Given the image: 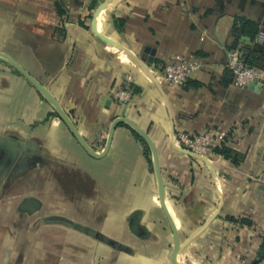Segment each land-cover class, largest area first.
Instances as JSON below:
<instances>
[{
	"label": "crops",
	"instance_id": "obj_1",
	"mask_svg": "<svg viewBox=\"0 0 264 264\" xmlns=\"http://www.w3.org/2000/svg\"><path fill=\"white\" fill-rule=\"evenodd\" d=\"M237 20L248 21L242 34ZM261 30L264 0H0V52L51 92L95 153L117 117L147 131L181 264L264 260ZM234 48L253 51V88L227 73ZM174 53L203 61L180 85L160 68ZM124 88L127 103L113 95ZM208 127L228 130L242 161L199 160L174 143L179 130ZM138 134L119 122L93 155L0 56V264H173L152 152Z\"/></svg>",
	"mask_w": 264,
	"mask_h": 264
},
{
	"label": "built area",
	"instance_id": "obj_2",
	"mask_svg": "<svg viewBox=\"0 0 264 264\" xmlns=\"http://www.w3.org/2000/svg\"><path fill=\"white\" fill-rule=\"evenodd\" d=\"M264 40V32L261 30L256 36V41ZM164 79L174 85L185 83L195 70L203 67V61L196 56H187L174 53L167 57L160 65ZM227 66L232 70V83L238 87H247L257 80V70L244 62V51L234 48L229 51ZM113 95L119 101L127 103L133 93L130 89H117ZM229 131L215 127H208L201 132L179 130L174 134V143L187 149L199 160L208 158L214 152V148L221 143H228ZM255 264H264L259 260Z\"/></svg>",
	"mask_w": 264,
	"mask_h": 264
},
{
	"label": "water",
	"instance_id": "obj_3",
	"mask_svg": "<svg viewBox=\"0 0 264 264\" xmlns=\"http://www.w3.org/2000/svg\"><path fill=\"white\" fill-rule=\"evenodd\" d=\"M104 5V3L102 4V6ZM99 35L101 37H103L104 39L110 41V39L108 37H106L105 35L99 33ZM244 39H247V37H243ZM116 44V43H115ZM154 55V50L151 51L150 53V57L148 59L147 64H151L152 62V58ZM0 56L5 58L6 60H8L14 67H16L43 95L44 97L54 105L55 109L57 110V112L59 113V115L64 119V121L67 123V125L70 127V129L72 130V132L74 133V135L77 137V139L82 143V145L93 155L96 156H100L103 155L107 150L108 147L110 145V141H111V137H112V133L113 130L116 126L117 123L119 122H126L128 123L133 129H135L147 142V144L150 147V150L152 152V156H153V164H154V168H155V173L157 176V181H158V189H159V198L160 201L163 205V208L166 212V215L168 217L172 232H173V236H174V248H173V252H172V262L173 264H181L178 262L177 260V254L180 251V243H179V238H178V234L176 231V228L174 226V223L166 209V205L164 202V189H163V181H162V176H161V171H160V166H159V162H158V155H157V151H156V147L154 145V142L152 141L151 137L149 136V134L147 133V131H145L144 129H142L140 126H138L136 123H134L131 119L125 117V116H120L117 117L111 124L110 127V131H109V135H108V139H107V143L106 146L104 148V150L100 153L97 154L95 153L91 147L86 143V141L82 138V136L78 133L74 123L71 121V119L69 118V116L67 115V113L62 109V107L60 106V104L58 103V101L53 97V95L51 94V92L42 84L40 83L35 77H33L30 73H28L19 63H17L14 59H12L11 57H9L8 55H6L5 53L0 52ZM257 84V80H254L253 82H251L248 87L253 88L254 86H256ZM193 154V153H192ZM194 155V154H193ZM207 160V159H205ZM76 227L80 230H83V227L81 225H76Z\"/></svg>",
	"mask_w": 264,
	"mask_h": 264
},
{
	"label": "trees",
	"instance_id": "obj_4",
	"mask_svg": "<svg viewBox=\"0 0 264 264\" xmlns=\"http://www.w3.org/2000/svg\"><path fill=\"white\" fill-rule=\"evenodd\" d=\"M96 0H92V2H95ZM248 24V21L246 20H237L234 23L233 26V32L235 34H242L246 31V26ZM255 32V30H254ZM253 32V33H254ZM255 37V34H253V38ZM252 59H253V51L251 50V48H249L247 53H244V62L249 65L252 66ZM233 74L232 70L228 67L227 68V73ZM138 136H140L138 134ZM149 151V148H148ZM214 152L222 155L224 158L230 159L232 162L234 163H239L240 161H242V159L244 158V155L238 151H236L233 148H230L229 146H227L225 143H221L220 145H217L214 148Z\"/></svg>",
	"mask_w": 264,
	"mask_h": 264
}]
</instances>
